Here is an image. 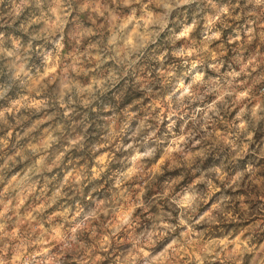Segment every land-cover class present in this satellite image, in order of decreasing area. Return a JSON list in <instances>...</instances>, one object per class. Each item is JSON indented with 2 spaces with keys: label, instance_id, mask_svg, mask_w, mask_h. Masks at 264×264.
<instances>
[{
  "label": "clouds",
  "instance_id": "1",
  "mask_svg": "<svg viewBox=\"0 0 264 264\" xmlns=\"http://www.w3.org/2000/svg\"><path fill=\"white\" fill-rule=\"evenodd\" d=\"M0 264H264V0H0Z\"/></svg>",
  "mask_w": 264,
  "mask_h": 264
}]
</instances>
